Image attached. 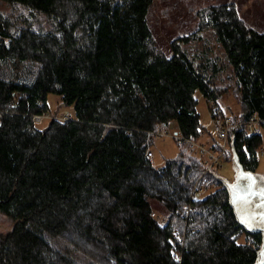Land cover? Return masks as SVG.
Masks as SVG:
<instances>
[{
    "label": "trees",
    "instance_id": "trees-1",
    "mask_svg": "<svg viewBox=\"0 0 264 264\" xmlns=\"http://www.w3.org/2000/svg\"><path fill=\"white\" fill-rule=\"evenodd\" d=\"M3 1L45 15L52 30L15 27L0 12V214L11 223L0 230V264H255L263 235L239 224L217 164L179 142L161 167L146 152L160 128L177 125L186 139L205 134L225 161L234 147L244 170L257 172L264 32L234 4L214 5L168 56L150 25L154 0ZM209 29L241 105L226 145L197 110V94L220 107L217 64L197 67L182 49ZM51 94L68 112L52 113Z\"/></svg>",
    "mask_w": 264,
    "mask_h": 264
},
{
    "label": "rangeland",
    "instance_id": "rangeland-1",
    "mask_svg": "<svg viewBox=\"0 0 264 264\" xmlns=\"http://www.w3.org/2000/svg\"><path fill=\"white\" fill-rule=\"evenodd\" d=\"M221 4H234L240 16L248 25L259 32H264V0H154L150 9L149 18L154 36L160 48L165 54L170 56L171 43L173 40L197 30L199 20L198 13L200 10ZM122 11L124 13L129 12L125 5L122 6ZM0 12L10 17L15 27H21L29 23L35 31L44 32L52 30V23L45 15L36 13L35 16H32L30 11L23 5L0 0ZM182 49L195 60L197 67H200L205 62L217 64L218 71L213 82L216 87L226 90L223 97L220 99L219 105L223 112L222 119L228 124L230 122L229 118L238 117L241 113V105L239 96L236 92L237 82L232 68L228 65L225 52L221 44L217 41L215 32L211 29L201 32L199 40L189 44H182ZM209 69L211 74L212 66ZM197 99V110L201 117V124L209 132L217 136L213 123V103L209 104L201 94H197ZM50 107L52 113L56 112L63 115L65 112H68V109L62 107L59 96L54 94L50 95ZM47 124L48 122L46 121L42 126L44 127ZM253 124L256 126L258 123L254 121ZM163 133L164 134L160 133L155 139L152 148L155 154L152 159L155 167H161L166 161L176 158L180 150L177 144V138L174 136L175 133H179L177 125L171 126L168 132L163 131ZM262 134L264 135L263 131ZM206 139L207 136L205 134L202 135L199 139L200 144H206ZM219 140L222 141V144L226 145L227 139L222 140L219 138ZM182 145L185 146L184 144ZM205 146L207 149L211 150L207 145ZM211 151H214L216 156H218L216 169L218 170L220 178L226 183H234L237 173L234 162L225 161L222 158L223 156H221L222 153L215 150ZM193 152L196 153L195 150H193ZM205 157L204 155L202 156L204 160ZM211 161L213 162L212 159H210V162ZM256 175L264 180V145L260 151L259 166ZM151 202L156 217L161 221H165L168 218V212L158 201L151 199ZM9 228H11V223L0 214V230L6 231ZM59 245L64 246L65 244L59 242Z\"/></svg>",
    "mask_w": 264,
    "mask_h": 264
},
{
    "label": "water",
    "instance_id": "water-1",
    "mask_svg": "<svg viewBox=\"0 0 264 264\" xmlns=\"http://www.w3.org/2000/svg\"><path fill=\"white\" fill-rule=\"evenodd\" d=\"M232 152L236 179L234 183L225 184L229 188L231 205L239 224L251 233L263 235V246L255 264H264V180L256 173L245 171L234 147Z\"/></svg>",
    "mask_w": 264,
    "mask_h": 264
},
{
    "label": "built area",
    "instance_id": "built-area-1",
    "mask_svg": "<svg viewBox=\"0 0 264 264\" xmlns=\"http://www.w3.org/2000/svg\"><path fill=\"white\" fill-rule=\"evenodd\" d=\"M213 112H214V119H213V123H214V127H215V131L217 133V136L218 138L220 139H227L228 138V135H229V131H230V128H231V125L228 123L226 124L223 119H222V110H220V107H218L217 105L213 104ZM42 120L41 117H36L35 118V122L37 123H40ZM163 129H160L158 133H156L157 135H159L160 133L164 134L163 133ZM167 134V133H166ZM174 136H176L177 138V141L181 144H184L188 149H191V150H195V152L197 154H201V155H204L207 156L205 157V162L207 164H210V163H215V164H218V156H216V153L214 151H211L209 149L206 148V144H200L199 140L198 141H193V140H190V139H186L184 138L183 136H179L177 134H174ZM221 155V154H220ZM153 152L151 150H148L146 152V158L149 159V160H152L153 159ZM210 159L213 160V162L211 161L210 162Z\"/></svg>",
    "mask_w": 264,
    "mask_h": 264
},
{
    "label": "bare ground",
    "instance_id": "bare-ground-1",
    "mask_svg": "<svg viewBox=\"0 0 264 264\" xmlns=\"http://www.w3.org/2000/svg\"><path fill=\"white\" fill-rule=\"evenodd\" d=\"M232 115H233V113H232ZM236 115V114H235ZM233 120V119H232ZM232 123V122H231ZM238 127V126H237ZM236 128V127H235ZM234 130V129H233ZM232 134V133H231Z\"/></svg>",
    "mask_w": 264,
    "mask_h": 264
}]
</instances>
